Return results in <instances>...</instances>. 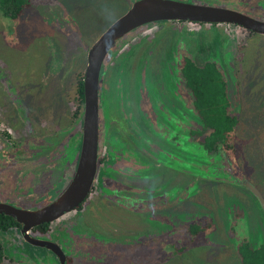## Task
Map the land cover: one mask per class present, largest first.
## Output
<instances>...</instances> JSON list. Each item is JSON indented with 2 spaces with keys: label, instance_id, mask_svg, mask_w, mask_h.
Segmentation results:
<instances>
[{
  "label": "rangeland",
  "instance_id": "374dc122",
  "mask_svg": "<svg viewBox=\"0 0 264 264\" xmlns=\"http://www.w3.org/2000/svg\"><path fill=\"white\" fill-rule=\"evenodd\" d=\"M134 1L27 0L16 18L0 11V90L8 87L18 107L26 86H41L37 95L31 94V113L51 120L64 110L70 129L87 51ZM182 1L229 8L264 21V0ZM136 34L107 63L109 52L104 58L98 137L104 133L108 152L133 165L131 182L143 187L147 199L158 195V204L152 208L150 200L143 217L113 207L91 191L82 209L52 222L59 226L54 239L75 264H244L238 244L257 247L264 242V208L241 183L248 182L264 200V35L231 23L188 21L151 22ZM181 52L198 64L214 60L226 79L230 111L238 123L222 153L208 157L191 138L184 143L186 133L175 129L184 127L173 119L181 108L180 118L189 115L190 123L199 124L190 93L182 94L186 88L177 70ZM0 97L3 102L7 95ZM157 98L170 105L158 104L155 112ZM144 101L145 127L149 130L150 124L154 131L144 134L141 149H135L133 141L140 140L132 134L144 131L139 127ZM130 124L134 150L125 152L120 133ZM67 181L68 174L54 178L41 201L55 199ZM196 220L206 229L192 235L187 225Z\"/></svg>",
  "mask_w": 264,
  "mask_h": 264
},
{
  "label": "flooded vegetation",
  "instance_id": "af4514ba",
  "mask_svg": "<svg viewBox=\"0 0 264 264\" xmlns=\"http://www.w3.org/2000/svg\"><path fill=\"white\" fill-rule=\"evenodd\" d=\"M147 24L137 28L140 31ZM137 32H133L131 34L127 33V36L124 35V38H120L118 41L121 40V42L116 45V43H118L117 41L108 51L109 55L105 63H107V60L111 58V55H114V53L120 51V47L125 45L128 40L134 36H137ZM180 57V63L177 68L179 72L183 58H192L189 55L183 54V52H181ZM105 63L103 61L100 71L99 93L102 87L103 75L106 73L105 70H107ZM152 73L153 72L150 71L149 74ZM175 80L173 82L178 84L177 89L179 91V78H176ZM181 83L187 91H182V94L190 93L191 95V92L185 86L184 81H181ZM10 87L12 88V86ZM40 87L38 88L37 85L26 86V88H24L26 90V96L21 99L18 107H15V104L13 103L11 94L8 93V90H10L8 87H2V90H0V94L5 92L7 95L6 99L3 98L4 103L0 100V202H6L16 206L17 208L23 209H38L51 202V200L41 201L40 198L44 192L53 188L55 183L53 180L60 174L63 175V179L68 174V181L66 183L67 186L74 174L81 145L80 136L82 112L81 115L76 112L79 104L77 84L75 95L77 105L75 112L72 114L73 121L70 125V129H68V126L65 123L66 121H64L67 120L64 118V110H61L51 120L40 119L31 113L29 109L30 99H32L33 95L35 96L39 93L38 91L42 89H40ZM190 95H188V97ZM190 98L192 100V95L189 97V99ZM138 99L139 98H137V100ZM157 99V107L155 112L158 111V104H163L164 106L170 105L167 99ZM140 105L142 107L140 109L142 116L139 127L144 129V131L141 135H137L136 130L132 134V136H137L140 140L133 141L135 149H141V141L144 134H147L148 131H154V128L150 126V124H148L149 130H146L145 127V117L147 114H145L143 111L148 106V102H141ZM98 106L100 108V102L98 103ZM182 110V108L179 110L177 109L173 116V119L176 122H173L175 125L178 123L184 124V127L175 126V129H177L179 132L180 129H182L183 132L186 133L184 137V143L188 142L191 138L192 145L195 147L197 146L199 149V141L192 131L195 129V122L190 123L189 115L185 116L183 114V116L180 118L179 116ZM186 118L187 121H185ZM170 121L172 122V120ZM127 128L128 130H124L126 131L125 133H120V137L123 141L124 151L132 152L134 149L131 147L132 141L131 138H129L131 136V124ZM79 134L80 136L78 137ZM107 149L106 139L103 133L101 138L98 137L97 170L90 192L92 191V193H97L98 196H101L109 205H112L113 207L115 204L116 207H119L120 209L128 210L134 213H142L143 217L147 216L144 211L148 209L149 201L153 200L151 206L152 208H156L158 204L157 202L159 201V196L157 195L151 199L145 198L146 192L143 191V187L134 181L131 182L130 180L134 173L131 170L133 165L130 162H126L120 158H117L114 153L108 152ZM183 149L184 147L181 150ZM202 149L205 150L204 154L209 157L211 152L205 148ZM191 153L193 155L192 150ZM155 164L158 165L157 163ZM208 164H211V162ZM143 166L140 167L143 169ZM226 168L229 169V167ZM233 168L236 171L235 166ZM139 175H141L140 172ZM25 185L27 186L26 191L23 187ZM166 198L170 200L169 197ZM169 200L164 204H168ZM82 202L72 210L82 209ZM62 216L57 219H60ZM154 216L152 218H154ZM55 220L39 223L29 227L26 230L27 236H25V234L22 232L23 224L18 221H16V225L0 230V264H44V262L49 264H61L59 256L50 248V246L36 244L35 240H39L38 242L40 243H47V245H49L51 241L54 242L65 256V263L75 264L72 258L65 254L64 250L59 246V243L54 239V234L59 228V226L52 225V222ZM167 220L168 218L165 219V221ZM4 237H7L8 239H4Z\"/></svg>",
  "mask_w": 264,
  "mask_h": 264
},
{
  "label": "water",
  "instance_id": "95a60500",
  "mask_svg": "<svg viewBox=\"0 0 264 264\" xmlns=\"http://www.w3.org/2000/svg\"><path fill=\"white\" fill-rule=\"evenodd\" d=\"M190 21L231 23L247 31L264 35V21L229 8L194 4L182 0H135L128 10L116 18L93 42L87 51L83 74V110L81 145L74 174L66 188L47 205L38 209H23L0 202V214L13 217L23 224L22 232L39 223L49 222L77 207L90 193L97 170L98 148V90L100 71L110 48L124 35L144 24L156 21ZM254 191L264 208L262 196L248 182H241ZM36 244L50 246L59 256L61 264L65 256L54 243Z\"/></svg>",
  "mask_w": 264,
  "mask_h": 264
},
{
  "label": "trees",
  "instance_id": "16d2710c",
  "mask_svg": "<svg viewBox=\"0 0 264 264\" xmlns=\"http://www.w3.org/2000/svg\"><path fill=\"white\" fill-rule=\"evenodd\" d=\"M27 0H0V11L7 17L16 18L21 13ZM241 31L253 34L241 28ZM180 73L185 86L192 95V104L199 124L193 131L199 141V146L211 153H222L223 147H228V140L235 130L238 117L230 111V99L227 82L218 64L207 60L201 64L190 57H184ZM79 95L76 112L81 115L83 103V74L77 81ZM76 113V114H77ZM196 123V121H195ZM208 153V152H205ZM16 220L6 214H0V230L16 225ZM187 231L199 235L206 229L201 220L187 225ZM237 253L244 264H264V242L252 247L243 241L237 246Z\"/></svg>",
  "mask_w": 264,
  "mask_h": 264
}]
</instances>
